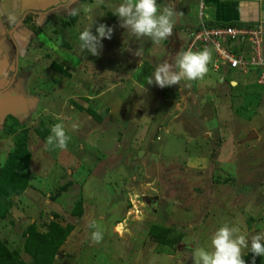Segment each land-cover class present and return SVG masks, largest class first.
Here are the masks:
<instances>
[{
	"label": "rangeland",
	"instance_id": "1",
	"mask_svg": "<svg viewBox=\"0 0 264 264\" xmlns=\"http://www.w3.org/2000/svg\"><path fill=\"white\" fill-rule=\"evenodd\" d=\"M121 2L71 4L92 6L93 34L99 23L114 28L100 56L81 51L79 34L92 22L83 11L68 15L67 5L43 20L48 35L33 30L36 43L18 62L17 113L0 124V166L25 133L29 176L0 218V242L24 263V233L29 226L45 233L50 222L70 227L52 264H193L191 251H211L224 224L239 226L249 245L264 233V86L229 69L148 85L165 59L176 67L188 41L174 33L159 45L135 37L113 15ZM196 6L188 0L184 8L190 22ZM56 123L71 136L65 150L46 147ZM93 221L100 243L91 240ZM156 229L164 230L158 238Z\"/></svg>",
	"mask_w": 264,
	"mask_h": 264
},
{
	"label": "clouds",
	"instance_id": "2",
	"mask_svg": "<svg viewBox=\"0 0 264 264\" xmlns=\"http://www.w3.org/2000/svg\"><path fill=\"white\" fill-rule=\"evenodd\" d=\"M75 0H69V4L65 11L73 17L83 11L88 15V19L92 22V26L85 28L79 34V47L82 52L86 49L92 56H100L103 49L102 40H110L113 36L114 28L99 23L93 34L92 27L95 19L92 16L93 8L91 5H84L82 8H73L71 4ZM19 0H12V7L6 10L0 7V34L6 31L5 20L7 24L12 25L15 29L19 23V17L16 11V5ZM113 15L119 18V26L130 31L135 37H148L150 40L159 45L173 35L176 23L182 17L183 12L174 9L173 3L161 6L157 0H122L115 7ZM15 43V36H13ZM136 56L142 55V49H137L134 53ZM176 67L165 59L156 66L153 77L148 78V85L155 84L160 88L181 84V81L202 80L209 72L208 65L212 63V51L204 48L200 51L188 49L179 51L174 56ZM178 69V70H176ZM71 136L68 135L63 123H56L51 127V134L46 139V147L59 148L65 150ZM89 228L95 229L91 234V240L94 243H100L103 239V231L95 222L88 225ZM186 245H191L187 243ZM212 250H206L203 247H195L190 255L193 264H246L244 259L247 249L253 254L252 264H255V257H264V233H259L249 239L246 235L241 234L239 226H229L224 224L218 228L211 238Z\"/></svg>",
	"mask_w": 264,
	"mask_h": 264
},
{
	"label": "crops",
	"instance_id": "3",
	"mask_svg": "<svg viewBox=\"0 0 264 264\" xmlns=\"http://www.w3.org/2000/svg\"><path fill=\"white\" fill-rule=\"evenodd\" d=\"M173 1L174 9L183 12L182 17L175 25L173 33L182 36L185 34L188 41L198 25L197 17L195 16L194 22H190L184 14V8H186L188 0H185V2L184 0H169L167 2L171 3ZM202 1L205 6L204 15L206 19L204 21L208 26H248L256 24L264 29V0ZM198 2L199 0H197L195 14H197ZM68 4L69 0H19L16 5L20 20L19 25L14 29L12 25L7 24L6 17L4 18L6 31L0 34V124L10 114L17 113V100L14 98L13 81L16 77L15 73L19 60L24 58L26 50L31 49L30 45L36 43L37 37L35 39V36L37 35L32 34L33 30L36 32L43 30L48 35V31L44 30L46 21L43 22V20L47 17L48 20L54 18L57 10L66 7ZM164 5L165 3L162 6ZM12 6V0H0V7L10 10ZM39 18L42 20H38ZM187 27L190 29H187ZM13 36H15V43L13 42ZM185 44L183 45L185 46ZM262 55L264 57V33L262 35Z\"/></svg>",
	"mask_w": 264,
	"mask_h": 264
},
{
	"label": "built area",
	"instance_id": "4",
	"mask_svg": "<svg viewBox=\"0 0 264 264\" xmlns=\"http://www.w3.org/2000/svg\"><path fill=\"white\" fill-rule=\"evenodd\" d=\"M205 6L198 2V25L191 34L184 51L191 49L200 51L209 48L212 51V63L209 70L214 73L224 69L234 70L255 77L257 85L264 86V57L262 55V35L264 29L260 25L248 26H208L205 24ZM219 81L221 79L219 78ZM229 85H235L233 80Z\"/></svg>",
	"mask_w": 264,
	"mask_h": 264
},
{
	"label": "trees",
	"instance_id": "5",
	"mask_svg": "<svg viewBox=\"0 0 264 264\" xmlns=\"http://www.w3.org/2000/svg\"><path fill=\"white\" fill-rule=\"evenodd\" d=\"M40 33L37 31L34 35ZM16 140L15 151L9 159L10 162L0 166V218H3L12 207L10 197L20 196L28 181L29 155L26 150L25 133ZM69 231L70 227H61L54 222H50L45 233L35 232L32 226H29L24 233L23 242V252L29 258V262L21 261L14 252H10L0 242V264H52L56 250L64 242ZM163 233V229H156L153 236L158 238Z\"/></svg>",
	"mask_w": 264,
	"mask_h": 264
},
{
	"label": "water",
	"instance_id": "6",
	"mask_svg": "<svg viewBox=\"0 0 264 264\" xmlns=\"http://www.w3.org/2000/svg\"><path fill=\"white\" fill-rule=\"evenodd\" d=\"M251 136H253V134H251Z\"/></svg>",
	"mask_w": 264,
	"mask_h": 264
}]
</instances>
